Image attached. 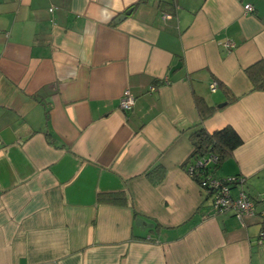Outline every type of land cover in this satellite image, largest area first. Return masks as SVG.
Returning <instances> with one entry per match:
<instances>
[{
    "label": "crops",
    "instance_id": "1",
    "mask_svg": "<svg viewBox=\"0 0 264 264\" xmlns=\"http://www.w3.org/2000/svg\"><path fill=\"white\" fill-rule=\"evenodd\" d=\"M261 66L264 0H0V264H264V218L185 169L198 123L231 127L212 174L264 192Z\"/></svg>",
    "mask_w": 264,
    "mask_h": 264
},
{
    "label": "built area",
    "instance_id": "2",
    "mask_svg": "<svg viewBox=\"0 0 264 264\" xmlns=\"http://www.w3.org/2000/svg\"><path fill=\"white\" fill-rule=\"evenodd\" d=\"M244 12L251 13L253 6L249 3L244 4ZM50 12L53 11V7H49ZM168 16V15H164ZM233 47V43L226 41L224 43V50L230 51ZM152 86L150 89H154ZM216 82L210 83V89L215 90ZM134 104V97L125 90L119 100V107L122 110H127ZM217 162V156L212 153H208L197 160L189 162L185 169L188 174L197 180L199 187L211 192V208L215 213L231 212L239 220H242L245 216H260L264 218V209L258 211L256 203L260 202L264 204V192L259 194L257 198H252L244 189V178L240 175L225 176L223 178L215 177L210 170L204 171L206 167H210ZM264 240V232L260 233V241Z\"/></svg>",
    "mask_w": 264,
    "mask_h": 264
},
{
    "label": "trees",
    "instance_id": "3",
    "mask_svg": "<svg viewBox=\"0 0 264 264\" xmlns=\"http://www.w3.org/2000/svg\"><path fill=\"white\" fill-rule=\"evenodd\" d=\"M246 71L254 88L264 89V66H261L259 69L248 68ZM200 119H203V115ZM189 139L192 146L189 154V162L197 160L208 153L217 156V162L204 169L205 172L210 170L211 173L213 172L212 170L215 169L221 161L228 157L232 150L241 142L240 137L231 127H224L213 132H208L202 127L201 122L197 124L195 130L189 133ZM206 191L209 195L211 194L209 190ZM117 198L123 199V197Z\"/></svg>",
    "mask_w": 264,
    "mask_h": 264
},
{
    "label": "water",
    "instance_id": "4",
    "mask_svg": "<svg viewBox=\"0 0 264 264\" xmlns=\"http://www.w3.org/2000/svg\"><path fill=\"white\" fill-rule=\"evenodd\" d=\"M129 13H130V10H127L123 14L119 15L116 18L115 22H118L119 20L124 19ZM135 225H137V226H139L141 228H146V227H152L153 226V224H149L148 222H146L145 219H143L141 217L135 218Z\"/></svg>",
    "mask_w": 264,
    "mask_h": 264
}]
</instances>
